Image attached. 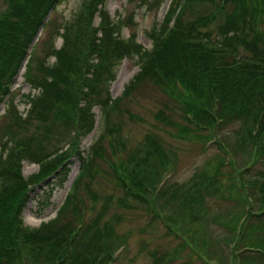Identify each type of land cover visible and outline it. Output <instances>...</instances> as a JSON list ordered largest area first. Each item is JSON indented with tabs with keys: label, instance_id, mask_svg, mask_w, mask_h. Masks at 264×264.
Wrapping results in <instances>:
<instances>
[{
	"label": "trees",
	"instance_id": "1",
	"mask_svg": "<svg viewBox=\"0 0 264 264\" xmlns=\"http://www.w3.org/2000/svg\"><path fill=\"white\" fill-rule=\"evenodd\" d=\"M154 1L158 5L163 2ZM2 2L7 10L0 16V103L10 97L16 75L25 68V78L34 93L24 95L23 103L29 106L25 114L17 111L14 103L12 123L21 131L35 129L40 123L51 127L55 123L63 130L59 133L61 149L43 158L36 156L38 147L33 144L41 143L34 137L44 140L48 132L37 129L31 140H15L14 143L7 141L11 133L6 132L3 137L7 139L0 145V264H31L32 259L43 264L114 263L116 257L113 258L112 253L105 254L104 262L103 258L100 259L102 239L97 242L93 238L87 239L86 233L79 238L72 237V234L78 236L83 225L77 223L74 230L70 220L74 210L71 192L57 210L55 219L43 228L24 226L22 210L31 198L32 190L28 191L20 161L30 159L41 166L43 179L35 185L36 188L45 180L51 186L45 192V201L39 199L41 209L52 204V185L57 188L65 186L71 172L69 159L80 157L81 168L72 186L76 191L79 182L90 173L98 150L94 144V150L88 152L87 157L78 150L80 138L96 129L93 108L99 105L107 118L112 119L113 113L120 111L123 102L143 81L157 85L182 105L184 119L195 132L194 136L199 139L202 136L204 142L216 144L224 137L222 133L229 124H243L245 134L241 129L231 133L238 137L241 146L246 138L252 143L253 161L247 163L240 173L236 172L238 182L235 179L234 189L228 194L229 200L233 199L241 206V211L230 216V219L234 217L230 220L232 239L226 243L234 258L232 264H264V0H170L163 24L153 31L151 50L136 45L135 38L122 37L124 23L119 20L110 22L104 12L99 26L93 27V16L96 10L101 11L105 0H87L86 15L66 28L65 34L63 32L62 48H53L48 54L49 58L55 57V62L50 64L44 59L35 65L36 49L33 51L30 47L40 30L52 21V12L61 0H0ZM215 4H218L217 11L210 17L205 14L196 16L204 6L214 7ZM190 11L196 17L188 23L184 19ZM173 21L175 27H170ZM215 22L219 25L215 27L217 30H208ZM129 53H135L141 70L123 94L112 100L108 82L114 81L115 63ZM161 114L163 119L165 115ZM113 125L110 123L111 128ZM68 126L72 129L63 135ZM72 133L78 137L76 140ZM98 141L100 139L95 143ZM152 142H144L148 151L158 149L155 143L151 145ZM219 165L234 168V163L225 157L219 159ZM153 167L158 166L151 160L145 165L134 160L132 172L124 171L119 175V185L128 198L143 204L148 195H163L166 182H163L162 172L155 175ZM202 176L205 174L193 179V189L197 193H175L166 202L168 208L165 209H170L173 203L182 204L177 211L182 216L179 218L176 214L181 223L186 222L189 215L193 216L191 222L198 223L203 219L200 212L195 213L198 204L193 202L205 185L208 184L204 189L215 191L207 195L219 199L226 196L219 178L204 182L199 179ZM49 177L64 179L56 185L50 182L53 178L47 181ZM146 178L149 185L145 183ZM171 222L175 227L180 223L176 219ZM178 231L175 232L178 234ZM185 242L187 245L183 248L186 250L188 246L191 250L195 246L193 242Z\"/></svg>",
	"mask_w": 264,
	"mask_h": 264
},
{
	"label": "rangeland",
	"instance_id": "2",
	"mask_svg": "<svg viewBox=\"0 0 264 264\" xmlns=\"http://www.w3.org/2000/svg\"><path fill=\"white\" fill-rule=\"evenodd\" d=\"M166 1L168 0H163L158 5L154 0H148V3L147 0H105L104 7L102 6L100 12L96 10L93 16V27L99 26L101 15H103L101 13L104 12V15L109 16L110 22L119 20L124 23L125 26L121 30L122 37H131L132 40L135 38L136 45H140L145 50H151L154 44L153 31L163 24L164 15L168 11L170 0L165 4ZM86 2L87 0H61L57 9L52 12V21L40 30L30 47V50L36 49L33 65L44 59L50 64L55 62V57L49 58L48 54L53 48L56 50L62 48L63 32L80 16L86 15L88 12ZM217 6L218 4L214 7L204 6L203 10L198 12L199 14L196 13V16L205 14L210 17L216 13ZM6 10V5L3 2L0 3V16ZM196 16H192L190 11L184 20L188 22ZM175 24V21L171 22L170 27H175ZM218 26L215 22L207 29L217 30L215 27ZM99 36H101L100 32ZM138 61L135 53H129L115 63L114 81L108 82L112 100L118 99L129 83L135 80L141 70ZM25 73V68L18 72L11 86L10 97L7 96L5 101L0 103V145L7 139H3L6 132L11 133L7 141L14 143L15 140L20 142L31 140L39 129L48 132L44 140L34 137L41 143L33 144L38 147L36 156L43 158L61 149L62 138L59 137V133H62L63 127L59 128V125L55 123L52 127L40 123L35 124L37 126L35 129L21 131L15 127V123H12L15 118L13 105L15 107L17 104V111L25 114L29 106L23 103L24 95L34 93L25 78ZM182 109V105L177 104L171 95L165 94L150 81L140 82L136 90L123 102L120 111L113 113L112 119L107 118L103 108L95 105L92 113L96 120V129L88 136H80L78 149L84 155L83 157H87L88 152L93 151L95 145L98 147L93 167L82 182H79L75 191L72 186L78 177L82 159L80 157L69 159L71 172L68 180L61 188L52 185L51 191L54 195L50 201L52 204L44 210L39 206V201H45V192H48L51 186H48L45 180L39 185L42 188H36L35 185L43 179L40 174L41 166L34 161H29L30 159H22L20 161L22 175L28 181V191H33L22 210L24 226L38 230L43 228L46 223L55 219L57 210L71 192L74 210L70 214V220L74 224V230L77 223L83 225L78 236L72 234V237L79 238L86 233L87 239L93 238L96 242L102 239L103 253L101 252L100 259L103 258V262L106 260L105 254L112 253V257H116L113 264H208L209 261L210 264H232L234 258L226 243L227 240L230 242L232 239L230 220L234 217L230 219V216H235L236 212L239 214L241 206L239 207L235 200H229L228 194L230 189H234L235 179L238 182L236 172L240 173L247 163L253 161L252 143L246 138V142L241 146L238 137L231 133L241 129L245 134L243 124L239 123L229 124L222 133L224 137L216 144L204 142L202 136H200L201 141L194 136L195 132L184 119ZM161 113L165 115L163 119ZM23 117L25 118V115ZM110 123L115 126L111 128ZM69 128L70 126L64 128L63 135ZM56 134H58L56 137L51 138ZM197 135L200 134L197 133ZM71 136L75 140L78 138L75 133ZM149 136L152 138L149 139ZM99 139L100 141L95 143ZM146 140H152L151 145L155 143L158 149L148 151L144 143ZM224 157L227 161L231 160V163H234V168L220 167L219 159L223 160ZM134 160L141 162L142 165L151 160L155 166H158L155 169L153 167V172L155 175L162 172L163 182H166L162 196L161 194L157 197L155 194H152V197L148 195L145 203L140 204L125 195V191L119 185L118 177L124 171L132 172ZM163 171L167 173L164 174ZM203 174L205 176L199 179L204 182H209L210 178H219L223 194L226 196L219 199L218 196L207 195L215 191L204 189L208 184L205 185L202 191H198L193 202L198 204L195 206V213L200 212L203 221L191 222L193 216L189 215L185 219L186 222L181 223L179 218L182 214H177V211L182 204L173 203L170 209H165L168 208L166 202L175 193H197V190L193 189V179ZM52 178L49 177L47 181ZM60 179L64 178L59 177L57 180L53 178L50 182L58 185ZM144 180L148 184V178ZM175 219L180 222L176 223L179 225L177 227L171 224V221ZM93 225L94 228L91 230ZM178 228H180L179 231ZM175 231H178V234ZM185 241L194 243L192 250L191 246H188L187 250L183 248L187 245ZM121 247L124 248L122 251ZM43 263L32 259L31 264Z\"/></svg>",
	"mask_w": 264,
	"mask_h": 264
}]
</instances>
